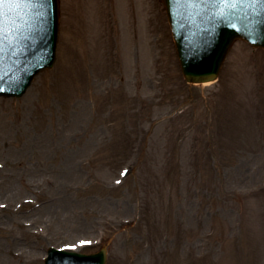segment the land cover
<instances>
[{
  "label": "rangeland",
  "instance_id": "rangeland-1",
  "mask_svg": "<svg viewBox=\"0 0 264 264\" xmlns=\"http://www.w3.org/2000/svg\"><path fill=\"white\" fill-rule=\"evenodd\" d=\"M58 1L52 67L0 96V264H264V49L188 83L163 0Z\"/></svg>",
  "mask_w": 264,
  "mask_h": 264
},
{
  "label": "water",
  "instance_id": "water-1",
  "mask_svg": "<svg viewBox=\"0 0 264 264\" xmlns=\"http://www.w3.org/2000/svg\"><path fill=\"white\" fill-rule=\"evenodd\" d=\"M186 81H214L232 43L264 48V0H163ZM58 0H0V96L19 97L55 59ZM93 254L48 248L44 264H105Z\"/></svg>",
  "mask_w": 264,
  "mask_h": 264
},
{
  "label": "snow or ice",
  "instance_id": "snow-or-ice-1",
  "mask_svg": "<svg viewBox=\"0 0 264 264\" xmlns=\"http://www.w3.org/2000/svg\"><path fill=\"white\" fill-rule=\"evenodd\" d=\"M255 3H259L261 2V0H254ZM82 243H85V242H82Z\"/></svg>",
  "mask_w": 264,
  "mask_h": 264
}]
</instances>
